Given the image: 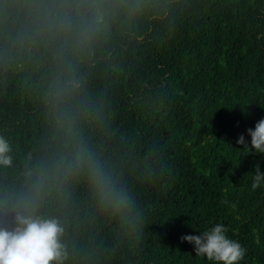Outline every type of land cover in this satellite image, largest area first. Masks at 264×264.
<instances>
[{"label":"trees","instance_id":"obj_1","mask_svg":"<svg viewBox=\"0 0 264 264\" xmlns=\"http://www.w3.org/2000/svg\"><path fill=\"white\" fill-rule=\"evenodd\" d=\"M116 43L117 61L93 79L107 89L114 135L105 150L119 157L131 149L138 162L153 149L156 177L165 176L146 179L126 165L144 217L139 239L95 211L81 188L65 264H215L181 237L217 224L245 249L239 264H264V181L251 186L257 164L264 174V154L237 144L243 135L250 148L247 130L264 119V0H176L169 16ZM42 131L36 97L18 76L0 77V135L14 165L0 169V184L16 178Z\"/></svg>","mask_w":264,"mask_h":264},{"label":"clouds","instance_id":"obj_2","mask_svg":"<svg viewBox=\"0 0 264 264\" xmlns=\"http://www.w3.org/2000/svg\"><path fill=\"white\" fill-rule=\"evenodd\" d=\"M176 0H0V77H19L39 102L43 131L16 178L0 184V264H65L70 256L69 217L83 188L95 211L119 220L137 239L144 217L125 179L129 161L146 179L156 177L153 149L133 160L105 150L111 139L107 89L93 87L97 69L111 67L117 37L169 16ZM116 52V55H113ZM237 144L264 154V119ZM12 146L0 135V169L13 165ZM125 157L127 159H125ZM143 165L141 168L140 166ZM264 181L256 165L252 188ZM215 225L182 241L195 256L215 264H239L245 249ZM74 248V245H72Z\"/></svg>","mask_w":264,"mask_h":264}]
</instances>
